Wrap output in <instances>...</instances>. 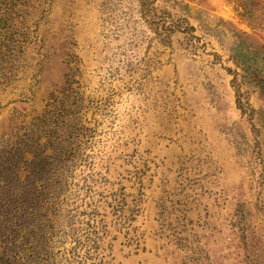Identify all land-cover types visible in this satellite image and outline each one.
Returning <instances> with one entry per match:
<instances>
[{"label": "rangeland", "instance_id": "374dc122", "mask_svg": "<svg viewBox=\"0 0 264 264\" xmlns=\"http://www.w3.org/2000/svg\"><path fill=\"white\" fill-rule=\"evenodd\" d=\"M0 264H264V0H0Z\"/></svg>", "mask_w": 264, "mask_h": 264}]
</instances>
